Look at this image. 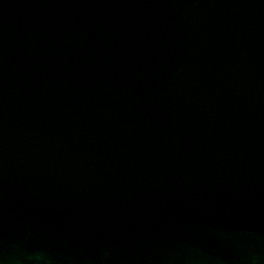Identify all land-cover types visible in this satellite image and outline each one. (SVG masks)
<instances>
[{"label":"water","instance_id":"1","mask_svg":"<svg viewBox=\"0 0 264 264\" xmlns=\"http://www.w3.org/2000/svg\"><path fill=\"white\" fill-rule=\"evenodd\" d=\"M0 264H264V0H0Z\"/></svg>","mask_w":264,"mask_h":264}]
</instances>
